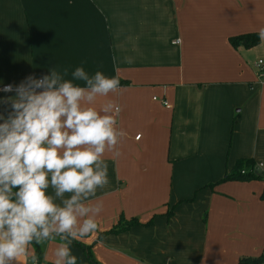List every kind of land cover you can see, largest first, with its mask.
I'll list each match as a JSON object with an SVG mask.
<instances>
[{"label": "crops", "instance_id": "crops-1", "mask_svg": "<svg viewBox=\"0 0 264 264\" xmlns=\"http://www.w3.org/2000/svg\"><path fill=\"white\" fill-rule=\"evenodd\" d=\"M261 28L264 0H0V86L77 67L120 81L97 106L119 104L127 136L120 157H105L104 211L71 245L77 264H92L83 246L97 264L263 262L264 181H219L239 158L264 166ZM247 33L259 42L230 43ZM11 111L0 102V116ZM120 217L138 223L100 236ZM58 243L40 245L37 264H53Z\"/></svg>", "mask_w": 264, "mask_h": 264}, {"label": "clouds", "instance_id": "clouds-1", "mask_svg": "<svg viewBox=\"0 0 264 264\" xmlns=\"http://www.w3.org/2000/svg\"><path fill=\"white\" fill-rule=\"evenodd\" d=\"M67 76V68H54L3 89L16 95L0 101L12 109L0 116V264L25 255L37 264L32 246L57 239L53 264H77L71 245L98 230L104 204L95 198L109 184L105 157L122 155L127 133L117 119L120 105L97 103L117 94L120 81L83 67Z\"/></svg>", "mask_w": 264, "mask_h": 264}, {"label": "trees", "instance_id": "trees-1", "mask_svg": "<svg viewBox=\"0 0 264 264\" xmlns=\"http://www.w3.org/2000/svg\"><path fill=\"white\" fill-rule=\"evenodd\" d=\"M229 41L232 45L242 44L245 47H251L253 45H256L259 42V35L257 33H247V34H241L235 37L229 38ZM122 82V81H121ZM7 118V117H6ZM255 163L250 158H239L235 161L234 165L229 171H226L223 175V177L219 181H224L227 179H260L261 176L255 172L254 170H251ZM241 170H244L245 172L241 174ZM214 184H210L209 186H212ZM261 198L264 199V188L263 192L261 194ZM172 213L171 210L166 212V216H170ZM137 220L134 218H131L129 220L120 217L117 224L113 226L111 229H109L107 232H101L100 236L106 234V233H118L121 231H124L128 227L137 224ZM149 224V223H148ZM77 242V241H75ZM34 253L37 257V260L39 261L42 256V250L40 245H33ZM86 252V256L88 260L92 264H97L87 246H83ZM262 262V256L258 257H241L238 261V264H261ZM49 264V263H48Z\"/></svg>", "mask_w": 264, "mask_h": 264}, {"label": "built area", "instance_id": "built-area-1", "mask_svg": "<svg viewBox=\"0 0 264 264\" xmlns=\"http://www.w3.org/2000/svg\"><path fill=\"white\" fill-rule=\"evenodd\" d=\"M257 68L262 72L264 70V61L263 60H257L256 63ZM7 85L0 86V92H5L3 91L4 87ZM164 105H167L166 101H163ZM135 138H139V135H137ZM251 170H254L255 172H259L258 174L261 176V179L264 181V166L261 164H255ZM245 171L241 170V174H243ZM33 264V263H32Z\"/></svg>", "mask_w": 264, "mask_h": 264}, {"label": "rangeland", "instance_id": "rangeland-1", "mask_svg": "<svg viewBox=\"0 0 264 264\" xmlns=\"http://www.w3.org/2000/svg\"><path fill=\"white\" fill-rule=\"evenodd\" d=\"M262 264H264V260H263Z\"/></svg>", "mask_w": 264, "mask_h": 264}]
</instances>
